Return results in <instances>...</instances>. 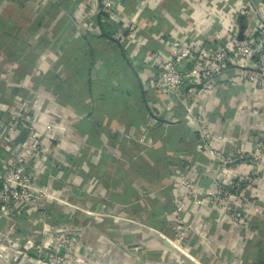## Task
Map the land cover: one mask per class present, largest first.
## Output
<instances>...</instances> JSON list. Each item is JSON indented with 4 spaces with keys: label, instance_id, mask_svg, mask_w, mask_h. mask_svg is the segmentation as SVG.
Returning <instances> with one entry per match:
<instances>
[{
    "label": "crops",
    "instance_id": "crops-1",
    "mask_svg": "<svg viewBox=\"0 0 264 264\" xmlns=\"http://www.w3.org/2000/svg\"><path fill=\"white\" fill-rule=\"evenodd\" d=\"M242 7L257 10L255 22ZM100 8L101 0H0V120L23 141L18 118H35L44 150L34 179L96 212L70 217L61 206L51 221L80 225L103 264H264V162L245 158L221 174L229 184L257 172L240 223L193 204L179 185L185 173L204 193L218 175L185 104L210 120L218 148L249 154L264 141V92L233 63L211 92L176 97L149 88L171 39L210 47L233 30L244 37L264 24V0H124L108 24Z\"/></svg>",
    "mask_w": 264,
    "mask_h": 264
},
{
    "label": "built area",
    "instance_id": "built-area-1",
    "mask_svg": "<svg viewBox=\"0 0 264 264\" xmlns=\"http://www.w3.org/2000/svg\"><path fill=\"white\" fill-rule=\"evenodd\" d=\"M124 0H101V22H117ZM240 13L256 21V9L242 7ZM134 19L128 26L135 29ZM116 36H120L117 32ZM170 56L154 66V77L149 81L150 89L176 97L201 89L211 92L219 87L222 72L230 63L246 68L247 84L264 92V24L254 26L241 38L236 30L227 42L217 46H206L194 40L171 39ZM185 121L196 127L200 148L217 162L218 175L214 180L215 190L198 191L197 182L182 173L179 185L195 205L211 204L222 210L231 221L240 223L247 212L243 193L256 180L257 172L238 175L231 183L221 181V174L228 167H235L242 159L264 162V141L256 144L249 154L226 153L216 143L221 139L210 128V120L195 110L192 102L185 104ZM19 127L26 129V139L19 141L11 133L13 127L0 120V254L9 264L21 259L33 258L36 264H103L77 224L53 223V208L63 206L70 217L75 212L96 215V212L74 204L54 194L34 179L33 170L43 155V142L35 129V118H18ZM189 166H186V170ZM186 208L183 199L177 202L181 215ZM86 249L85 255L81 252ZM84 249V250H85ZM9 251L15 254L11 261ZM18 260V261H17Z\"/></svg>",
    "mask_w": 264,
    "mask_h": 264
},
{
    "label": "water",
    "instance_id": "water-1",
    "mask_svg": "<svg viewBox=\"0 0 264 264\" xmlns=\"http://www.w3.org/2000/svg\"><path fill=\"white\" fill-rule=\"evenodd\" d=\"M241 38H243L242 37V34H241V36H240ZM0 264H9L7 261H6V259L0 254Z\"/></svg>",
    "mask_w": 264,
    "mask_h": 264
},
{
    "label": "trees",
    "instance_id": "trees-1",
    "mask_svg": "<svg viewBox=\"0 0 264 264\" xmlns=\"http://www.w3.org/2000/svg\"><path fill=\"white\" fill-rule=\"evenodd\" d=\"M4 226V223L0 222V228H2Z\"/></svg>",
    "mask_w": 264,
    "mask_h": 264
}]
</instances>
